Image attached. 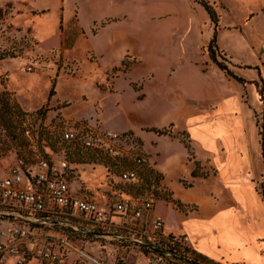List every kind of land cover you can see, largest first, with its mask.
Instances as JSON below:
<instances>
[{
    "label": "rangeland",
    "instance_id": "374dc122",
    "mask_svg": "<svg viewBox=\"0 0 264 264\" xmlns=\"http://www.w3.org/2000/svg\"><path fill=\"white\" fill-rule=\"evenodd\" d=\"M20 1L0 0V90L15 93L29 113L25 120L28 130L15 139L3 130L0 179L18 156L36 161L67 152L78 165L70 180L74 190L103 204L130 195L138 202L155 194L154 215L162 217L176 233L187 231L191 236L194 220L187 221L186 215H212L215 196H228L225 183L213 177L216 169L207 159L211 153L191 141L182 127L186 115L199 104L180 93L177 76L170 77L172 67L178 66L183 79L219 87L223 92L230 90L210 70H203L210 63L197 53L200 42H205L203 50L209 53L216 29L207 9L199 0H192L198 15L183 0L119 2L116 14L127 16L111 20L92 36L91 44L103 53L97 55L73 16L72 6L64 10L54 0ZM204 1L219 17L220 60L227 58L228 68L247 78L245 82L235 78V83L244 93L255 122L250 118L255 165L233 167L229 186L251 197L255 182L264 196V142L260 134L264 133V0ZM88 3L80 17L90 31L94 21L106 19L107 2ZM93 6L99 9L93 10ZM170 10L171 16H162ZM144 59L159 69V78L150 80ZM69 128L127 132L133 140L126 148L148 155L151 167L142 173L139 183L121 181L119 167L108 156L96 154L93 158L86 149L64 141L62 134ZM196 168L206 176L194 177ZM2 225L8 226L6 222ZM42 231L54 232L49 228ZM62 233L96 254L106 248L124 256L129 264H150L140 250L122 249L115 239Z\"/></svg>",
    "mask_w": 264,
    "mask_h": 264
},
{
    "label": "built area",
    "instance_id": "2783aa9c",
    "mask_svg": "<svg viewBox=\"0 0 264 264\" xmlns=\"http://www.w3.org/2000/svg\"><path fill=\"white\" fill-rule=\"evenodd\" d=\"M63 133L67 140L80 141L86 148H97L125 161L120 172L125 182H137L139 170L151 166L148 155L137 148H126L133 140L129 133L93 128H69ZM75 173L76 166L65 157L42 158L36 164L16 158L0 179V264H129L124 256L106 248L100 249L101 254L87 250L59 231L60 226L87 229L97 238L115 239L122 249L140 250L150 264H173L170 258H179L167 252L181 254L172 246L189 248V236L167 231L163 219L150 215L144 220L154 208V197L138 202L132 197H119L103 204L71 187ZM46 228L54 232H43Z\"/></svg>",
    "mask_w": 264,
    "mask_h": 264
},
{
    "label": "crops",
    "instance_id": "0c3cea01",
    "mask_svg": "<svg viewBox=\"0 0 264 264\" xmlns=\"http://www.w3.org/2000/svg\"><path fill=\"white\" fill-rule=\"evenodd\" d=\"M24 1L31 2L32 0ZM34 1L38 2L37 0ZM183 1L188 2L192 10L197 15L199 14L198 9L193 6L192 0ZM53 2H58V6L62 4L64 10L72 6L73 16L77 18L80 27L85 32L89 47L97 55H103L102 52L96 51L91 44L92 36L99 34L100 29L111 22V20L119 19L124 15H118L116 12L120 9L119 2L125 1L54 0ZM88 2H107L104 5V10L107 13L104 17L106 19H102L99 23L94 21V26H91L90 31L86 30L82 25L80 17V11L89 5ZM98 9L99 7L93 6V10ZM147 13L148 11L145 12V14ZM171 15L172 12L170 10L162 16ZM126 16L124 15V17ZM95 27L98 29H94ZM204 44L205 42H200L197 47V53L201 60L205 63H210L203 70H210V73L215 77H219L220 83L222 81L226 82L230 86V90L223 92L219 87L214 89V86L208 87L196 81L183 79L180 76V68L178 66L172 67L170 77L172 75H174V78L177 76L180 93L193 103L199 104V107L194 112L186 115V124L182 127L189 133L191 141H197L211 153L207 159L210 160L211 165L216 169L213 177L221 179L225 183L228 196L225 198L219 197L218 194L215 196L213 204L215 208L212 215H202L197 216V218H193L190 214L186 215L187 221L190 219L194 220L189 231L192 237L187 231H182L181 233L189 236V241L187 242L189 248L207 256L210 260L219 261L221 264H264V196L258 191L255 182L254 192L251 197L241 195L236 190H231L229 186L233 167L245 164L246 167L253 168L255 165V148L251 141L252 123L255 124L254 118L252 119L251 117L253 113L248 110L244 93L236 87L237 84L235 82L237 80L227 75L211 59L210 54L203 50ZM141 58L143 57L141 56ZM150 61L145 62L147 74L151 73L150 80H156L157 77L159 78L157 76L159 69ZM242 78L245 77L243 76ZM204 79L206 80L207 77L204 76ZM219 86L221 87V85ZM142 153L145 154L144 152ZM250 172L251 170L248 173ZM155 206L144 220L149 219L150 215L159 217L153 213ZM159 218L163 219L162 217ZM163 221L167 231L176 233L166 225L164 219ZM140 223L142 224L143 222L140 221Z\"/></svg>",
    "mask_w": 264,
    "mask_h": 264
},
{
    "label": "trees",
    "instance_id": "16d2710c",
    "mask_svg": "<svg viewBox=\"0 0 264 264\" xmlns=\"http://www.w3.org/2000/svg\"><path fill=\"white\" fill-rule=\"evenodd\" d=\"M199 2L204 5V7L207 9L208 13L211 15L212 20L216 22L215 32H214L213 37H212V39H211V41L209 42V45H208V50H209V54H210L211 59L223 71H225L227 75L232 76V77L238 79L239 81L245 82L244 78H242V77H240L238 75H235L228 68V65L225 63V60H227V58L223 57V59L220 60V58H219V46H218V43H217V27H218L219 17L217 15V12L213 9L211 4H209L208 2H206L204 0H199ZM1 58H3V57L0 56V59ZM41 110H39L38 112H41ZM28 114L29 113L26 112L22 108L21 104L17 100L16 95H15V93L13 91L8 90V89L0 90V138L3 135V133H4L3 130H5L4 135L11 136L12 139H15L19 135V133L26 132L28 129H26V127H25V120H26V116ZM153 131H155V132H157V133H159L161 135L162 134H168L167 131H162V130H158V129H153ZM260 134H262V136H263L262 137V141L264 142V133L261 132ZM62 136H63L64 141H67V142H69L71 144H74L76 146H80V147L86 149L87 151H89L90 153H92L91 156L93 158H95L96 154H100V155L103 154V155L108 156L110 159H112L115 162L116 166L119 167V175H118V177L120 178V172L126 166V162L125 161L112 158L107 153H105L104 151H102L100 149H97V148L96 149L86 148V147H84V145L80 141L67 140V139L64 138V133L62 134ZM185 145L189 148V146L187 144H185ZM189 150H190V148H189ZM18 157H20V156H18ZM58 157H65V158H67L70 161V163L72 165L78 166L76 163H74L68 157V153L67 152H64V153L58 155ZM22 158H24V157H22ZM44 158H48V157H44ZM263 158H264V150H263ZM39 160L28 161V160L25 159V161L27 163H29V164H36ZM150 167L151 166H144L143 168H141L139 170V173H140L139 180L137 182H130V183H134V184L135 183H139L143 179L142 173H144L145 171L149 170ZM197 170L198 169L196 168L192 172L194 177L206 176V175L199 174L197 172ZM121 181H123V180H121ZM130 197H131V195H130ZM149 197H154L156 199L155 194H152L151 196L147 195L142 200H144L146 198H149ZM58 229H60L62 232H72V233L77 234V235L83 234V235L89 236V237H96V236L90 235L88 233H83V232H80V231H77V230H73L71 228H67L65 226H60V228H58ZM110 231H113V230H110ZM144 249H145V251H147L146 248H144ZM172 249L176 250L177 253L183 255L184 257H186L188 259H191L192 261H194V262H196L198 264H212V262H213V260H210L207 256L197 252L194 249H190V248H186V247L178 248V247H174V246H172ZM170 261L173 264H189V263L183 262L182 260L175 259V258H172V257L170 258Z\"/></svg>",
    "mask_w": 264,
    "mask_h": 264
},
{
    "label": "water",
    "instance_id": "95a60500",
    "mask_svg": "<svg viewBox=\"0 0 264 264\" xmlns=\"http://www.w3.org/2000/svg\"><path fill=\"white\" fill-rule=\"evenodd\" d=\"M78 230H79L80 232H84V233H89V234H92V233H93L92 231L87 230V229H81V228H79ZM151 247L154 248L153 246H151ZM167 253L170 254V255H174V256H176L177 258H179V259H181V260H183V261H185V262H188V263H196V262L192 261L191 259H188V258H186V257H184V256L177 255V254H173L172 252H167Z\"/></svg>",
    "mask_w": 264,
    "mask_h": 264
}]
</instances>
